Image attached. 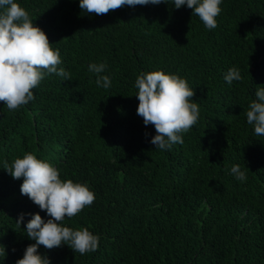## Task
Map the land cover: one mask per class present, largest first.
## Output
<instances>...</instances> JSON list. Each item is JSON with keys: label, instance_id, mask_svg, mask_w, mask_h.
I'll list each match as a JSON object with an SVG mask.
<instances>
[{"label": "trees", "instance_id": "trees-1", "mask_svg": "<svg viewBox=\"0 0 264 264\" xmlns=\"http://www.w3.org/2000/svg\"><path fill=\"white\" fill-rule=\"evenodd\" d=\"M16 2L59 50L71 80L46 75L15 111L0 102V264H16L35 243L28 213L49 219L21 194L23 178L3 169L26 153L95 193L63 226L88 228L98 250L41 245L51 264H264V137L246 118L264 87V0H222L212 30L172 0L105 15L84 13L79 0ZM104 62L108 89L88 71ZM232 67L242 80L229 85ZM158 70L185 79L199 105L198 122L170 150L155 149L154 126L137 115L135 81ZM236 164L246 181L230 174Z\"/></svg>", "mask_w": 264, "mask_h": 264}, {"label": "clouds", "instance_id": "clouds-1", "mask_svg": "<svg viewBox=\"0 0 264 264\" xmlns=\"http://www.w3.org/2000/svg\"><path fill=\"white\" fill-rule=\"evenodd\" d=\"M168 3V0H79L84 13L105 15L124 6L135 7ZM222 0H172L176 9L186 6L193 9L208 30L217 27L216 17L221 13ZM60 52L53 49L46 33L35 26L29 12L16 0H0V102L9 111H15L35 99L33 89L46 75L55 74L63 81L71 80V73L63 67ZM107 63H92L88 71L96 75L98 87L108 89L112 81L103 75ZM231 85L242 80L238 68H230L224 75ZM139 100L137 115L145 126L152 125L156 135L150 143L158 150H170L174 144H183L182 134L187 133L199 119V105L192 100L194 90L178 75L162 70L141 73L136 81ZM246 111L247 123L253 126L257 137H264V87H258ZM146 137L149 135L145 133ZM3 169L14 179L23 178L21 194L27 196L41 211H46L45 221L39 213H28L31 219L26 224V235L35 243L26 247L16 264H51L49 258L38 253L42 245L54 249L68 245L75 253L84 255L99 248L100 238L88 228L73 230L63 226L65 218L79 214L95 201V193L86 184L74 183L60 178V172L50 163L38 159L32 153L16 158ZM228 171V169H226ZM230 174L238 181L247 180L239 164L233 165ZM24 213L16 220L18 227L24 224ZM6 253L0 251V255Z\"/></svg>", "mask_w": 264, "mask_h": 264}]
</instances>
